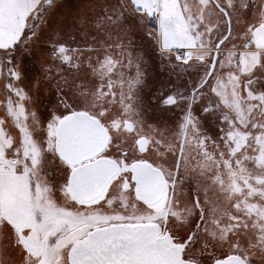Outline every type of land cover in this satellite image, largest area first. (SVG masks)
I'll return each mask as SVG.
<instances>
[{
    "label": "snow or ice",
    "instance_id": "1",
    "mask_svg": "<svg viewBox=\"0 0 264 264\" xmlns=\"http://www.w3.org/2000/svg\"><path fill=\"white\" fill-rule=\"evenodd\" d=\"M0 264H264V0H0Z\"/></svg>",
    "mask_w": 264,
    "mask_h": 264
}]
</instances>
